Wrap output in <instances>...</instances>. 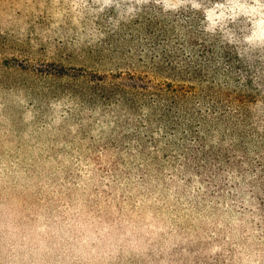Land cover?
Instances as JSON below:
<instances>
[{"label": "rangeland", "instance_id": "374dc122", "mask_svg": "<svg viewBox=\"0 0 264 264\" xmlns=\"http://www.w3.org/2000/svg\"><path fill=\"white\" fill-rule=\"evenodd\" d=\"M0 264H264V0H0Z\"/></svg>", "mask_w": 264, "mask_h": 264}, {"label": "trees", "instance_id": "16d2710c", "mask_svg": "<svg viewBox=\"0 0 264 264\" xmlns=\"http://www.w3.org/2000/svg\"><path fill=\"white\" fill-rule=\"evenodd\" d=\"M172 71L175 72L174 75H178L181 79H185L186 77L191 76L194 78H201L203 76L201 69H196L194 66H188V68H179L171 67ZM60 74H63V72H58ZM189 73V74H188Z\"/></svg>", "mask_w": 264, "mask_h": 264}]
</instances>
